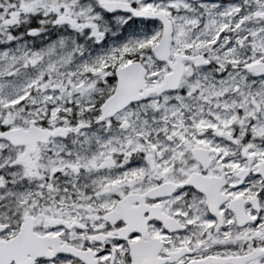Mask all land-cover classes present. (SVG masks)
I'll list each match as a JSON object with an SVG mask.
<instances>
[{
  "label": "snow or ice",
  "instance_id": "6c2138e0",
  "mask_svg": "<svg viewBox=\"0 0 264 264\" xmlns=\"http://www.w3.org/2000/svg\"><path fill=\"white\" fill-rule=\"evenodd\" d=\"M0 264H264V0H0Z\"/></svg>",
  "mask_w": 264,
  "mask_h": 264
}]
</instances>
